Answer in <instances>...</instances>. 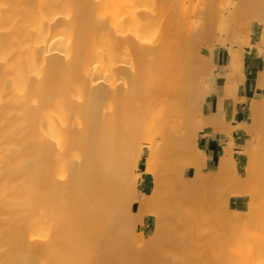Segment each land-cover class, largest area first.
I'll use <instances>...</instances> for the list:
<instances>
[{
  "label": "bare ground",
  "instance_id": "bare-ground-1",
  "mask_svg": "<svg viewBox=\"0 0 264 264\" xmlns=\"http://www.w3.org/2000/svg\"><path fill=\"white\" fill-rule=\"evenodd\" d=\"M190 1L0 0V264H264V227L216 218L230 203L200 201L211 177H196L209 137L218 170L239 168L238 195L264 209V0L226 6L246 28L216 38L225 66L215 0L195 17ZM190 212L208 244L215 215L218 254L185 245L201 229Z\"/></svg>",
  "mask_w": 264,
  "mask_h": 264
},
{
  "label": "rangeland",
  "instance_id": "rangeland-1",
  "mask_svg": "<svg viewBox=\"0 0 264 264\" xmlns=\"http://www.w3.org/2000/svg\"><path fill=\"white\" fill-rule=\"evenodd\" d=\"M191 1H192V5L189 6V8H188L189 10H187V12H190V14L193 17H195V14H196V16L198 15V13L200 12L202 6H197V1L196 0H191ZM199 1L200 0H198V3H199ZM232 1H234V0H215L214 1V6L217 7L216 9L218 11H217L216 15H213L210 18L211 20L208 19V24L210 25V22H212L213 26L212 25L211 26H212V28L214 27V29H213L214 30V35H217L216 37L213 36L215 39L212 41V44H213V47L216 48L217 51H218V59H219L220 63L222 64V66H225L224 52L222 50L221 44L219 42H217L218 41L217 39H219V41H221V40L222 41H224V40L226 41L227 40L226 43L229 46L230 42L233 40V38L236 37L237 39H239V41H241V40H243L245 38L244 36H242V35H244L242 31L245 30V28H246L245 26L246 25H244V24H238L237 25V24L233 23L232 14L226 8V6L229 3H231ZM195 2H196V4H195ZM188 4H189L188 0H184L185 8H187ZM221 5H222V8H221ZM218 6H220V7H218ZM198 7H199V10H198ZM195 8L197 9V11H196ZM239 8H237L234 11V13H233V15L236 16V17L241 16L240 13L243 14L246 11V9H244L243 6H240ZM242 10H243V12H242ZM224 12H226V13H224ZM219 13H221L222 16ZM220 17H223V18H220ZM229 22H231V23H229ZM228 23L230 24V26H229ZM228 28H229V30H228ZM241 28H243L244 30L241 29ZM240 29H241V31H240ZM230 30L232 32L234 30V34L233 35H235V32H236V36L235 37L233 35H231L232 32ZM227 31H228V33H227ZM230 36H232V40L229 39ZM228 41H230V42H228ZM242 42H245V41H242ZM211 68H213V69H210V72H211L212 76H214L216 74L214 77H217L218 67L215 65V66H212ZM213 111H214L213 109H208V112L203 113L200 116V118L205 123H208V122H206L207 119L209 120V119H212L213 117H215V113ZM221 115H220V117H221L220 120L227 121V119L231 116V112H230V110H228L225 115H223V114H221ZM241 134L242 133H238L237 138H240ZM228 141H229V137L223 138L221 140V145L219 146V148H217V151H219V149L222 150V148L224 147V145H226V143ZM204 143H205V139H202L201 140V145H203ZM211 143H212L211 138L207 137L206 138V147H202L201 146L199 148V150H198V153L200 152L199 153L200 158L202 160L205 159L207 161L208 165L203 167V168H201V169H199V170H197L196 171V174H197L196 177H198V176L200 177V175H201V176H203L202 177L203 179L204 178L205 179L208 178L210 180V177H211V180H212V181L210 180V184L209 185L204 186L202 188V190H201L202 192H200V191H198L199 193L197 192L198 195L197 194L196 195H197L198 199L199 200L201 199L200 201H206V199L207 200H210V199L211 200H216L215 198H217L218 201H220V202L222 201L223 203L224 202L226 203V201H228V204L229 203L230 204L226 205L227 206L226 208L224 206L225 209L224 210L222 209L223 210V211L221 210L222 212L218 211V212L214 213V214H216V218L219 217L218 214H221L220 218L225 217V216H228L230 218L233 215L234 216H239V217H241L240 218L241 219V223H240L241 227L244 230L248 231L249 234H251L253 237H256L257 235H258L257 237H259V236L262 237V234H263L262 231H263V227H264V209H263V204L258 202L257 204H255L257 206V209L256 210L253 209L254 211H250V205L249 204L252 202L251 198L246 196L245 193H240V195H238L239 193L234 188L235 180L242 176L241 175V170L239 168H237V170H235V169H227V172L218 170V168L216 166L217 162L216 161L214 162L215 156L209 155V153L210 154L211 153L214 154V151L212 150V148H210V144ZM239 150H241V149H238V151ZM170 151H171L170 149H165V150L159 151L158 152V162L160 163V162L166 160L168 157L172 156ZM143 161L146 162V158H143ZM180 166H182V163L181 164L179 163L178 167H180ZM231 170H232V176L229 173ZM135 174L139 175L138 190L142 191L144 188H146V190H147L146 192L151 193L152 192V188H153V184H154V176L151 175V174H148V173L147 174L144 173L140 168H137L135 170ZM235 176L237 178H233ZM214 177H216V178H214ZM218 187H219V189H218ZM231 187H232V189H230ZM215 188H216V190H215ZM220 188H222V189H220ZM208 189L211 190V191L207 192L206 190H208ZM233 189H234V192L232 191ZM215 192H217V194ZM243 196H246V197L244 199H241V197H243ZM213 197H214V199H212ZM250 200H251V202H250ZM230 209L233 212H231ZM188 214L189 215H194V217H195L194 218V222L198 226L200 225L202 227V225H201L202 222L200 221L201 219H203V215H204V214H202V212H199L197 214H195V213L191 214V212H190ZM214 214L210 215V218H209V216H206L204 218V220L206 221L207 224L205 223V225H203V229H205L207 232H209L210 236L213 238V240H212L213 242L211 244H208L205 240H203L201 238L200 233H201L202 228L200 226H199L201 228V229L199 228L200 231L198 230L197 227H194L193 230H195V231H193L192 234L187 235V239L185 241V245L190 247V248H192L193 252L194 251H196V252H198V251L199 252L200 251L207 252L208 251V252H212L213 254L214 253L215 254L219 253V252H217V249L215 247L216 244H215V238L214 237L217 234L214 235V233H217L216 232V230H217L216 223H218V221L214 220V221H216V223L213 222V218L216 219ZM149 220L153 221V218L149 217ZM194 222L192 221V225L195 224ZM211 222H213L212 225H214V227H216V229L213 228L212 225H210ZM208 225H209V227H208ZM232 227H233L232 225H231L230 229H228V227H226L228 229V232H230V231L232 232L233 231V230H231V229H233ZM206 228L209 229V231ZM210 229H212V230H210ZM213 229H215V230L213 231ZM254 230L256 231L257 235H254V234H256L254 232ZM210 232H212V233H210ZM256 239L258 240V238H256ZM256 239H255V242H256ZM189 264H191V263H189ZM194 264H197V263H194Z\"/></svg>",
  "mask_w": 264,
  "mask_h": 264
},
{
  "label": "crops",
  "instance_id": "crops-1",
  "mask_svg": "<svg viewBox=\"0 0 264 264\" xmlns=\"http://www.w3.org/2000/svg\"><path fill=\"white\" fill-rule=\"evenodd\" d=\"M205 139V143L203 144V145H201L202 147H206V138H204ZM222 140V139H221ZM221 140H219V143H218V145H217V148H219V146L221 145ZM212 144V143H211ZM211 148V147H210ZM220 150V149H219ZM215 153H217V149H215ZM209 155H213L214 156V154L213 153H209Z\"/></svg>",
  "mask_w": 264,
  "mask_h": 264
}]
</instances>
